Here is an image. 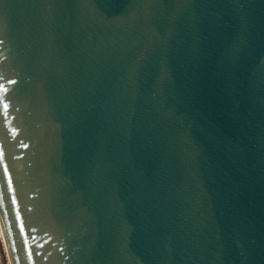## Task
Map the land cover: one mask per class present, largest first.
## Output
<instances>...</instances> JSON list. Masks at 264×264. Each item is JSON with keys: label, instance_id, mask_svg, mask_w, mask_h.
<instances>
[{"label": "water", "instance_id": "95a60500", "mask_svg": "<svg viewBox=\"0 0 264 264\" xmlns=\"http://www.w3.org/2000/svg\"><path fill=\"white\" fill-rule=\"evenodd\" d=\"M0 226L9 264H264V0H0Z\"/></svg>", "mask_w": 264, "mask_h": 264}, {"label": "rangeland", "instance_id": "374dc122", "mask_svg": "<svg viewBox=\"0 0 264 264\" xmlns=\"http://www.w3.org/2000/svg\"><path fill=\"white\" fill-rule=\"evenodd\" d=\"M0 264H9L8 256L0 234Z\"/></svg>", "mask_w": 264, "mask_h": 264}, {"label": "snow or ice", "instance_id": "6c2138e0", "mask_svg": "<svg viewBox=\"0 0 264 264\" xmlns=\"http://www.w3.org/2000/svg\"><path fill=\"white\" fill-rule=\"evenodd\" d=\"M10 83H11V81H10ZM4 91L6 92L7 91V89H4ZM3 108L4 109H7L8 108V105L7 104H4L3 105ZM9 187H11V182L9 181ZM13 203H15V200L13 199ZM19 218V217H18ZM21 230L23 231V224H21Z\"/></svg>", "mask_w": 264, "mask_h": 264}, {"label": "bare ground", "instance_id": "6f19581e", "mask_svg": "<svg viewBox=\"0 0 264 264\" xmlns=\"http://www.w3.org/2000/svg\"><path fill=\"white\" fill-rule=\"evenodd\" d=\"M0 234H1V238H2L3 244H4V246H5V250H6V245H5V242H4L3 235H2L1 226H0ZM6 253H7V250H6Z\"/></svg>", "mask_w": 264, "mask_h": 264}]
</instances>
